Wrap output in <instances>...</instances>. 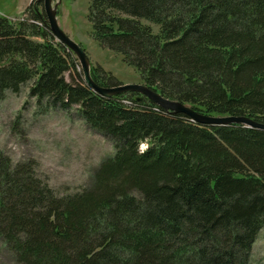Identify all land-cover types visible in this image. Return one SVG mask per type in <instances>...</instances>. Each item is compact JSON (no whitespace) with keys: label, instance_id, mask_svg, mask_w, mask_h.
Segmentation results:
<instances>
[{"label":"trees","instance_id":"16d2710c","mask_svg":"<svg viewBox=\"0 0 264 264\" xmlns=\"http://www.w3.org/2000/svg\"><path fill=\"white\" fill-rule=\"evenodd\" d=\"M39 4L21 20L0 17V100L31 81L38 104L76 106L114 152L88 185L59 196L31 162L0 151V239L15 261L249 264L264 227V130L202 125L133 91L94 92L35 22ZM87 17L92 37L165 98L264 122V0H90ZM91 76L119 84L99 65Z\"/></svg>","mask_w":264,"mask_h":264},{"label":"rangeland","instance_id":"374dc122","mask_svg":"<svg viewBox=\"0 0 264 264\" xmlns=\"http://www.w3.org/2000/svg\"><path fill=\"white\" fill-rule=\"evenodd\" d=\"M31 2L40 1L0 0V17L21 20ZM89 2L61 0L56 9L59 26L86 51L91 67L99 65L119 84L142 83L139 72L123 60L121 53L100 45L92 37V25L87 17ZM74 71L82 74L79 63L73 65ZM65 78L69 79L68 72ZM30 84L31 81L22 84L17 93L6 91L0 100V151L12 163L31 162L34 172L55 194H73L88 185L92 171L113 154V143L102 132L88 126L76 106L53 108L46 100L38 104L29 95ZM0 264H18L1 239ZM249 264H264V227L252 245Z\"/></svg>","mask_w":264,"mask_h":264},{"label":"water","instance_id":"95a60500","mask_svg":"<svg viewBox=\"0 0 264 264\" xmlns=\"http://www.w3.org/2000/svg\"><path fill=\"white\" fill-rule=\"evenodd\" d=\"M42 1V7L45 14V20L42 19L43 25L50 31L55 39L64 45L68 50L73 52L78 58L81 67L82 77L85 84L94 92L111 97L116 94L133 91L137 92L155 104L161 106L171 113H184L193 121L202 125L211 126H227V125H243L264 130V122L256 121L244 115H209L199 113L189 107L187 104L175 100H170L162 96L156 90L151 89L144 83H125L115 86H103L96 83L91 76V64L86 51L77 42L72 40L59 26L57 22L56 9L61 0H39Z\"/></svg>","mask_w":264,"mask_h":264}]
</instances>
